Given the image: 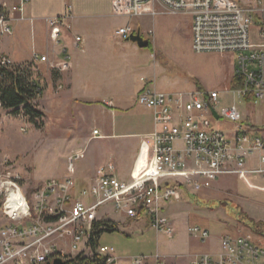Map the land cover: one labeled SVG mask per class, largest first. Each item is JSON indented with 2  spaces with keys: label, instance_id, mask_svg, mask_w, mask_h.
I'll return each mask as SVG.
<instances>
[{
  "label": "built area",
  "instance_id": "obj_1",
  "mask_svg": "<svg viewBox=\"0 0 264 264\" xmlns=\"http://www.w3.org/2000/svg\"><path fill=\"white\" fill-rule=\"evenodd\" d=\"M30 2L21 0L19 6L0 8L1 35L12 34L14 14ZM113 5L116 16L130 19L190 18L196 54L237 55L225 92L235 102L264 107V0H113ZM64 19L48 20L51 40L59 41ZM115 33L127 41L134 30L125 26ZM81 40L76 37L77 43ZM48 59L40 58L41 62ZM0 65L17 66L7 56L0 57ZM69 67L65 63L61 69ZM138 101L153 112L155 124L150 134L151 164L139 178L120 180L110 163L98 169L88 187L79 190L76 163L84 158L79 152L69 157L66 177L46 180L28 192L10 160L0 164V264H54L56 260L87 264L96 259L101 260L98 264H123L113 248L91 244L94 225L108 208L127 219L146 217L158 233L172 238L175 226L164 215L163 203L180 201L183 192L209 189L230 175L251 188L264 189L252 183L255 177L264 179V129L245 125L237 103L223 105L219 90L167 94L145 87ZM221 119L235 123L230 134L214 129ZM99 135L95 130L94 136ZM189 231L202 242L210 238L205 228L195 226ZM132 264L144 262L133 259ZM191 264H264V247L250 235H225L217 252L199 255Z\"/></svg>",
  "mask_w": 264,
  "mask_h": 264
},
{
  "label": "rangeland",
  "instance_id": "obj_2",
  "mask_svg": "<svg viewBox=\"0 0 264 264\" xmlns=\"http://www.w3.org/2000/svg\"><path fill=\"white\" fill-rule=\"evenodd\" d=\"M178 16H181L179 24L174 23L172 26L174 29H172L180 31L189 28L188 17ZM132 22L133 27L136 26V23L144 28L148 27V31L151 30L149 38L153 39L152 33L157 27L154 23L155 20L143 17L133 18ZM119 23L127 24L124 20H120ZM253 34H256V29H253ZM143 35L147 37L146 33ZM138 50L140 54L146 53L147 61L145 64L143 61L141 62L142 67L136 69V72L134 71V76H131L132 79L134 77V80H138L144 71H151L155 64H158V71L161 66L165 70L164 76L158 73V83H160V77L173 85L178 82L177 85L169 88L171 92L215 89L221 92L223 105L229 106L235 102L233 95L225 92L227 88L224 83V76L230 72L231 68L232 71L236 69V54H228L227 57L223 58L217 54L199 56L182 49L179 51L170 50L163 52L167 61L164 66L160 63L158 52L152 53L156 55V58L153 55L149 56L150 47L138 48ZM126 51L128 50L125 49ZM45 70L39 66L32 69L35 79L39 80L41 86L44 85L43 92L49 85H52L40 82V78H45L47 72ZM88 77L91 80L90 83H93L99 80L100 75L91 72ZM125 82L131 83L129 80ZM157 82L156 84H158ZM58 84H60L58 79L53 80L52 89L54 93L51 98L43 95L34 100L37 110L44 114L35 123L23 114L15 116L11 111L0 110V164L6 159L10 160L15 171L22 176L23 186L28 192L40 187L45 180L67 176L68 159L73 153L71 152L72 149H81L86 152L85 158L78 161L76 167L87 165L90 169L101 159L107 158L109 160L114 152L124 153L122 150L125 149L123 142L135 140V138L125 137H115L112 140L93 138L94 131L100 130L103 123L112 127L113 115L102 116L99 112H90L91 118L87 115H80L78 107L82 104L94 106V103L97 104V101H102V99H81L78 95H71L70 87H64L60 92H57ZM131 102L128 111L123 115L127 124L125 128L130 131L137 128L139 129L136 131H145L149 125V111L142 107L138 101L131 100ZM235 103L241 110L244 121L250 120L254 122L253 125L264 129L263 106L248 105L242 100H236ZM103 104L105 103L103 102ZM120 117L118 114L117 119ZM234 128L235 123L226 119H221L214 126L216 131L226 133H230ZM145 138L142 139V143ZM146 155V150L143 147L137 165V175L140 170L145 168ZM116 159L119 163L118 157ZM260 185L264 187V182L259 181L257 186L260 187ZM190 195L191 197H187L183 193L180 201L173 200L163 203L164 214L175 226V234L171 239L152 228L146 217H141V220L138 219L139 221H128L124 215L112 213L111 218L104 217L102 220L114 223L113 219L119 221L118 224L116 223L117 230L103 233L99 245L113 248L115 254L123 258V264H132V259L156 263L157 255L169 256V258L162 260L165 264H173L172 258L176 259V264H189L190 260L185 256L191 250H200L203 253L212 252L218 247V238L226 233L250 235L264 247V236L261 234L264 230L260 228V234L255 233L245 225L246 219H248L261 224V227L263 224L264 227V191L259 190V188H251L248 183L230 175L222 176L211 188L197 193L192 192ZM221 201L228 202V204L222 205ZM2 224L3 219L0 218V225ZM195 226L209 230L211 237L205 244L191 235L189 229Z\"/></svg>",
  "mask_w": 264,
  "mask_h": 264
},
{
  "label": "crops",
  "instance_id": "obj_3",
  "mask_svg": "<svg viewBox=\"0 0 264 264\" xmlns=\"http://www.w3.org/2000/svg\"><path fill=\"white\" fill-rule=\"evenodd\" d=\"M20 3L21 0H0V8L4 4L8 6H19ZM70 15H72V18H69ZM180 17L181 16H160L156 19L149 17L153 21L155 20L154 23L156 24L155 26H157L155 27L156 30L154 33H152L153 39H150L149 34H151V30L148 31V27L144 28L138 23L133 27L132 19L115 15L113 0H31L30 3L24 6L22 12L14 14L12 34H0V57L7 56L12 58L17 66H32V68L39 66L47 70L44 76L45 78H40V82L52 85H49L45 91L42 92V96L44 95L45 97L51 98L54 93L52 89L53 80L58 79L60 84H58L57 92H60L64 87H70L72 90L71 95H78L81 99H102V101H97V104L94 103V106L82 104L78 107V113L82 116L87 115L89 118H91L90 112H99L102 116L113 115L114 123L112 127L110 125L106 126L103 123L100 130L96 129L100 132V135H93V138H101L104 140H112L115 137L135 138V140L123 142V147L128 151L122 149L124 151L122 154L120 152H114V155H112L109 160L107 158L101 159L97 164L91 166L90 169L87 165L77 166L75 177L79 190L88 187L96 177L98 169L110 163L115 165L116 177L125 182H130L135 178H139L148 170L152 159V141L150 134L155 131L153 112L144 107L149 111V125L145 131H136L139 128L132 131L127 130V128H125L127 127L125 123L126 118L123 117V115L126 114L129 106L132 104L131 100L137 102L139 94L145 87L167 94H187L192 92V90L171 92L169 88L171 89V87L177 85L178 82L173 85L165 81L163 77H160L161 80L160 83H158V73H160L161 76H164L163 74L165 73L162 66L159 71L157 70L158 64H155L154 69H151V71H144V74H141L138 80H134V77L132 79L131 76H134V71L136 72V69L142 67L141 62L143 61L145 64L147 61V56H145L146 53L140 54L138 48H142L131 40L124 41L120 39L116 36L115 32L119 28L131 26L134 33H140L142 36H144L143 33H146L147 37H144L150 41L149 47L151 53L149 56L153 55L154 58H156V55L152 53L158 52L160 63L165 66L167 61L164 55L165 53L163 52H169L170 50L179 51L182 49L195 53L192 50L191 19L188 18L190 26L186 30H173L174 28L172 26L174 23L179 24ZM53 18H65L58 42L50 38L48 20ZM120 20H124L127 24L124 25L119 23ZM76 37H81L82 40L77 43ZM125 49L128 50L126 51L127 53ZM196 55L203 56L204 54ZM42 56H48L49 61L41 62L40 58ZM221 57L224 58L227 56ZM65 63H68L70 67L67 70H62L61 68ZM91 72L99 74V80L90 83L91 80L88 75H90ZM232 75L233 71L231 68L230 72L224 76L226 88L229 86ZM142 79H146L147 82H143ZM124 80H129L131 83L128 84ZM36 81L39 83V80ZM156 82L158 84H156ZM40 87L44 89V85H40ZM107 99L109 100L107 101ZM103 102L105 104H103ZM118 114L121 117L117 119ZM246 122L254 123L250 120ZM144 137L146 138L142 143ZM143 147L146 150L147 162L145 168L140 170L137 175V165ZM71 152L73 153L70 156L79 152L84 153V158L86 156V152L81 149H72ZM117 157L119 163H117ZM124 158L127 159L125 160ZM255 161L256 159L253 163ZM258 179L264 182V179L255 177L253 181L256 185L259 182ZM260 187L264 188L261 185ZM259 190L264 191V189ZM186 192L188 193V191ZM112 213L117 212L108 208L104 217L111 218L110 216ZM125 219L128 221L141 220V218H139V220ZM113 220L115 223H119V221ZM225 235L232 234L226 233L221 235V237L218 238V247L212 252L203 253L200 252V250H191L185 256L190 260L189 264L199 255L217 252L220 248L221 238ZM194 238L200 241L198 238ZM200 242L203 244L206 243ZM255 243L260 245L257 241H255ZM165 258H169V256L157 255L156 263L148 261L144 262V264H165V262L162 261ZM120 259L124 261L123 258ZM172 260L173 264H176V259L172 258Z\"/></svg>",
  "mask_w": 264,
  "mask_h": 264
},
{
  "label": "trees",
  "instance_id": "obj_4",
  "mask_svg": "<svg viewBox=\"0 0 264 264\" xmlns=\"http://www.w3.org/2000/svg\"><path fill=\"white\" fill-rule=\"evenodd\" d=\"M32 66H15L12 68L0 65V103L3 110L11 111L13 115H25L32 122L40 120L44 114L37 110L34 100L39 98V94L43 92L38 81H36ZM233 84V83H232ZM234 85V84H233ZM248 125V122H243ZM258 128L257 126H252ZM187 197H191L190 193L185 192ZM222 205L228 202L221 201ZM141 218L138 217L137 219ZM246 219V217H245ZM245 225L253 232L260 234V228L264 230L263 224L256 223L246 219ZM117 230V224L111 221L101 220L94 225L93 237L91 244L94 248L99 246V240L103 233L114 232ZM264 236V231L261 232ZM101 260L87 261V264H98ZM75 264V263H73Z\"/></svg>",
  "mask_w": 264,
  "mask_h": 264
},
{
  "label": "water",
  "instance_id": "obj_5",
  "mask_svg": "<svg viewBox=\"0 0 264 264\" xmlns=\"http://www.w3.org/2000/svg\"><path fill=\"white\" fill-rule=\"evenodd\" d=\"M129 40L136 43L142 49L148 48L150 46V41L145 39L140 33L137 35L134 34L131 35ZM214 115L216 116V118H219V116L216 113H214ZM54 264H64V263L61 260H56Z\"/></svg>",
  "mask_w": 264,
  "mask_h": 264
},
{
  "label": "flooded vegetation",
  "instance_id": "obj_6",
  "mask_svg": "<svg viewBox=\"0 0 264 264\" xmlns=\"http://www.w3.org/2000/svg\"><path fill=\"white\" fill-rule=\"evenodd\" d=\"M138 33H134V35H137ZM144 37V36H143ZM145 38V37H144ZM146 39V38H145Z\"/></svg>",
  "mask_w": 264,
  "mask_h": 264
}]
</instances>
